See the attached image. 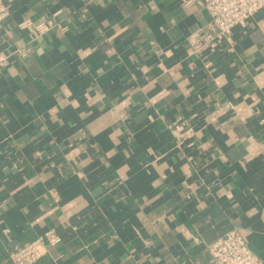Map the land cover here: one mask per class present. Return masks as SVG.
<instances>
[{
    "label": "crops",
    "instance_id": "1",
    "mask_svg": "<svg viewBox=\"0 0 264 264\" xmlns=\"http://www.w3.org/2000/svg\"><path fill=\"white\" fill-rule=\"evenodd\" d=\"M7 4L0 264L46 233L61 241L39 264H215L233 229L264 263V10L190 54L198 5ZM53 13L64 30L17 27Z\"/></svg>",
    "mask_w": 264,
    "mask_h": 264
},
{
    "label": "built area",
    "instance_id": "2",
    "mask_svg": "<svg viewBox=\"0 0 264 264\" xmlns=\"http://www.w3.org/2000/svg\"><path fill=\"white\" fill-rule=\"evenodd\" d=\"M9 0H0V28L10 15ZM187 8L194 5L203 7L208 14V23L191 33L187 39L190 54L211 49L216 41L231 35L234 29L243 26L250 17L264 10V0H179ZM21 31H28L29 43L55 30H64L58 13L41 17L38 21L24 20L17 25ZM28 49L17 51L26 56ZM8 55L0 52V72L8 65ZM61 239L54 233H46L31 242L14 246L8 252L13 264H39L47 255L48 248L59 244ZM215 264H264L250 250L239 230L233 229L223 237L206 246Z\"/></svg>",
    "mask_w": 264,
    "mask_h": 264
}]
</instances>
